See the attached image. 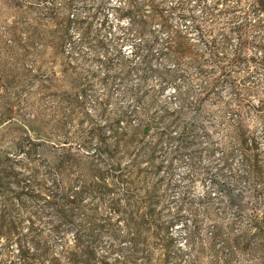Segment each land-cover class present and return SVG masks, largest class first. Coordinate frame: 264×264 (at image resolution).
I'll return each mask as SVG.
<instances>
[{
  "label": "rangeland",
  "instance_id": "374dc122",
  "mask_svg": "<svg viewBox=\"0 0 264 264\" xmlns=\"http://www.w3.org/2000/svg\"><path fill=\"white\" fill-rule=\"evenodd\" d=\"M133 1L145 30L128 27L130 0H0V167H19L25 181L29 167H37L44 177L66 147L61 167L117 161L144 168L145 189L156 186L148 262L141 251L128 258L124 241L116 253L103 233L96 264H258L264 0ZM154 5L166 24L153 16ZM175 33L192 52L179 60L170 52ZM148 44L154 58L142 76ZM167 69L171 77L164 76ZM122 110L141 121L144 134L116 157L98 152L94 129L107 128ZM237 125L246 128L253 150L244 152L233 136ZM26 133L39 142L31 155L17 145ZM5 198L21 230L33 220L48 223L44 211L34 216L41 203L25 197L21 206L13 191ZM84 202L94 206V192ZM3 203L0 196V208ZM72 240L70 231L66 244ZM5 256L21 264L15 246Z\"/></svg>",
  "mask_w": 264,
  "mask_h": 264
},
{
  "label": "trees",
  "instance_id": "16d2710c",
  "mask_svg": "<svg viewBox=\"0 0 264 264\" xmlns=\"http://www.w3.org/2000/svg\"><path fill=\"white\" fill-rule=\"evenodd\" d=\"M130 4L124 12L128 27L145 30L147 20L134 18V12H139L141 6L133 0ZM153 9V16L166 24L161 9L157 5ZM170 52L176 60L192 53L186 37L178 33L174 34ZM153 58L148 44L143 57L142 76L151 69ZM172 75L173 70L164 71V76ZM259 107H264V102ZM233 133L244 152L254 149V141L247 136L245 127L237 125ZM143 134L141 121H132L128 110L116 113L107 128L94 129L98 152L112 157L128 152L133 142ZM38 143L28 133L17 141L19 148L29 155L38 148ZM62 150L63 153L67 151L66 147ZM62 154L55 162L56 167H47L44 177L37 167H29L31 177L28 181L24 180L19 167H0V196L4 201L0 208V264L12 262L5 256L12 246L19 250L17 260L21 264H96V246L103 233L109 236L113 251L117 253L124 241L131 251L128 258L132 259L135 252L141 251L145 253L144 262L147 263L148 245L154 235L153 223L156 220L151 207L156 186L151 184L148 190L145 189L147 176L144 168L121 167L117 161L114 167H61L64 163ZM251 175L258 177L259 167L252 168ZM213 178L217 182L216 177ZM218 184L223 188L226 186L223 182ZM226 190L233 198L230 189L226 187ZM9 191H13L21 206H24L25 197L30 198L33 204L41 203L42 208L34 211V216L40 217L39 210H42L48 215V223L33 220L26 230H21L5 198ZM91 192H94V206L84 202V195ZM257 229L259 231L260 227L256 225ZM70 231L73 240L67 245L66 235ZM248 240L245 238L242 250L248 249ZM256 251L261 255L258 264H264L263 246H256Z\"/></svg>",
  "mask_w": 264,
  "mask_h": 264
}]
</instances>
